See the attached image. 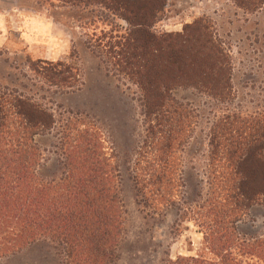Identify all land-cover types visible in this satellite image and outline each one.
<instances>
[{
    "label": "trees",
    "instance_id": "16d2710c",
    "mask_svg": "<svg viewBox=\"0 0 264 264\" xmlns=\"http://www.w3.org/2000/svg\"><path fill=\"white\" fill-rule=\"evenodd\" d=\"M251 1L246 0L249 7ZM155 2L126 1L127 14L119 16L126 26L123 41L117 43V57L108 56L138 86L144 135L149 137L148 156L139 154L135 160L143 172L133 180L137 205L147 195L164 199L177 183L183 185L176 152L187 140L189 108L172 91L191 88L223 98L230 68L227 53L199 30L198 20L181 32L155 34L151 25L159 18V7H149ZM29 67L41 88H72L79 81L77 68L63 61L36 60ZM54 122L36 97L0 87V212L15 231L0 221V253L11 254L37 238H58L74 251L73 262L109 264L117 257L122 219L120 205H115L117 175L92 133L70 131L62 124L61 175L57 185L42 180L35 137L52 129ZM217 129L218 135L207 141L209 188L196 210L207 229L202 244L210 257L176 256L166 264H264V230L247 233L237 225L252 206H264V113L249 119L236 116ZM13 201L14 208L1 203Z\"/></svg>",
    "mask_w": 264,
    "mask_h": 264
},
{
    "label": "rangeland",
    "instance_id": "374dc122",
    "mask_svg": "<svg viewBox=\"0 0 264 264\" xmlns=\"http://www.w3.org/2000/svg\"><path fill=\"white\" fill-rule=\"evenodd\" d=\"M126 1L7 3L11 5L8 14L4 9L0 16V87L36 97L53 115V128L35 137L41 154L37 174L42 180L57 185L61 175L64 156L58 140L62 124L70 126V131L88 130L97 139L117 175L119 201L115 205L117 209L120 205L122 217L117 257L109 264H166L176 256L198 254L208 258L210 252L202 244L207 229L196 213L209 188L207 141L218 135L220 125L236 116L249 119L264 113V0H252L250 7L246 0H156L149 5L153 10L159 7V18L151 25L155 34L181 32L198 20L199 30L227 53L230 68L223 98L191 88L172 91L189 108V126L184 131L187 140L176 152L183 185L177 183L164 199L147 195L138 205L133 180L143 172L135 167V160L139 154L148 156L149 137L144 135L146 122L138 86L118 70L122 65L111 60L117 57V43L125 34V22L119 16L127 14L123 11ZM4 4L0 0V9ZM36 60L69 63L77 68L79 81L72 88H41L29 67ZM1 138L0 148L4 147ZM16 201L1 203L14 208ZM2 215L0 212V221L15 233L10 220ZM263 215L264 206H252L237 224L239 230L262 232ZM74 257L66 242L37 238L11 254L0 253V264H77Z\"/></svg>",
    "mask_w": 264,
    "mask_h": 264
},
{
    "label": "crops",
    "instance_id": "0c3cea01",
    "mask_svg": "<svg viewBox=\"0 0 264 264\" xmlns=\"http://www.w3.org/2000/svg\"><path fill=\"white\" fill-rule=\"evenodd\" d=\"M2 1V0H1ZM8 1H10V2H8ZM13 1H15V0H3V2L5 3L4 5H3V7L0 9V16L2 17V14H3V12H4V9H5V11H6V9L9 7V6H11V5H9L8 6V4H10L11 2L13 3L12 5H16V3L15 2H13ZM8 3V4H7ZM7 4V5H6ZM6 13L8 14V11H6ZM17 15H19V12H18V14ZM18 22H19V20H18Z\"/></svg>",
    "mask_w": 264,
    "mask_h": 264
}]
</instances>
